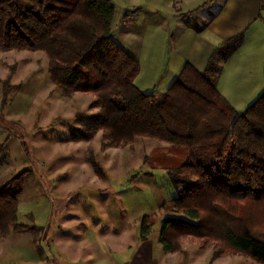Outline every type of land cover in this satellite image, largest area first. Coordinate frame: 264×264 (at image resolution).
Here are the masks:
<instances>
[{"label": "rangeland", "instance_id": "1", "mask_svg": "<svg viewBox=\"0 0 264 264\" xmlns=\"http://www.w3.org/2000/svg\"><path fill=\"white\" fill-rule=\"evenodd\" d=\"M111 1L116 6L113 37L142 57L140 82L135 84L148 87L158 102L162 89L171 84V38L183 27L208 24L203 15L224 2L184 0L181 6L173 0ZM197 1L203 2L192 6ZM219 87L242 111L264 89L263 64L229 59ZM93 101L91 93H69L58 86L44 52L0 48V186L23 174L16 185L17 221L34 226L0 236V264H74L86 257L122 264L137 252L142 255L133 264H261L233 252L221 238L195 241L173 232L176 251L164 250L159 237L163 219L188 218L172 207L176 191L164 162L173 167L184 156L148 137L111 146L91 119L99 111ZM71 127L85 129L92 138L72 140ZM241 212L251 227L264 229V214L254 205ZM145 217L151 231L142 241ZM51 242L64 262L55 259ZM216 250L222 254L214 257Z\"/></svg>", "mask_w": 264, "mask_h": 264}, {"label": "trees", "instance_id": "2", "mask_svg": "<svg viewBox=\"0 0 264 264\" xmlns=\"http://www.w3.org/2000/svg\"><path fill=\"white\" fill-rule=\"evenodd\" d=\"M115 15L111 0H0V48L42 51L58 86L91 93L99 107L91 119L111 146L148 137L184 156L173 167L164 162L176 191L172 207L188 217L163 219L159 237L164 250L176 251L173 232L195 241L221 238L233 252L264 264V229L251 227L241 212L254 205L264 214V89L238 111L218 88L221 62L239 49L245 31L220 44L202 71L187 61L158 102L156 94L135 84L141 66L114 39ZM70 137L89 140L92 134L71 127ZM94 166L101 173L95 161ZM22 175L0 186L1 237L34 228L17 221L16 185ZM150 231L145 217L142 241ZM216 251L214 257L222 254Z\"/></svg>", "mask_w": 264, "mask_h": 264}, {"label": "crops", "instance_id": "3", "mask_svg": "<svg viewBox=\"0 0 264 264\" xmlns=\"http://www.w3.org/2000/svg\"><path fill=\"white\" fill-rule=\"evenodd\" d=\"M159 1L162 3V0H157V2ZM169 2H171V0ZM175 2L181 4V6L185 5L184 0H173V4ZM202 2L203 1L194 2V5L192 6L195 7ZM183 8L190 9L187 7ZM206 13L207 15H203V18L207 20L206 22L208 24L204 30H202L201 32H197L191 27H183L180 32H178L175 36L173 35V37L171 38V83L180 73L181 69L187 61L194 64L199 71H202L205 68L206 63L213 51L225 40L241 31H245L243 43L241 44L239 49L231 56L230 60H233L235 64H263L264 68V0H224V2L216 11H212L210 9L209 11H206ZM135 56H137L140 63L143 64L141 62L142 57L139 55ZM162 56L163 55H161V58ZM228 61L229 59L227 61L221 62V64L223 65V69L218 80L219 90L220 78ZM157 64H159V62ZM157 67L159 68V66ZM160 68L163 69V67ZM152 81L155 80L152 79ZM135 82L139 84L140 77L137 76ZM168 87L169 85L162 89L164 94ZM139 88L143 91L148 90V87ZM220 92L222 93L221 90ZM259 94L260 93H258L257 96ZM250 103H248L244 107V109ZM237 110L241 111V109L239 108ZM52 248L55 252V259L64 262L62 254H59L56 251V248L53 244ZM45 253L49 259L53 260L50 257V252ZM141 255L142 254H139V252H137L131 259L124 260L122 264H133V260L135 258L138 259V257H140ZM57 256L59 258H57ZM110 261L111 260L109 259V262ZM74 264L100 263H98L96 259L86 257L79 258V260Z\"/></svg>", "mask_w": 264, "mask_h": 264}]
</instances>
